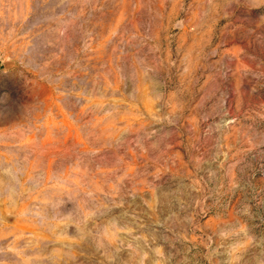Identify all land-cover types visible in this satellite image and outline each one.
I'll return each mask as SVG.
<instances>
[{
	"label": "rangeland",
	"instance_id": "obj_1",
	"mask_svg": "<svg viewBox=\"0 0 264 264\" xmlns=\"http://www.w3.org/2000/svg\"><path fill=\"white\" fill-rule=\"evenodd\" d=\"M13 161L0 264H264V0H0Z\"/></svg>",
	"mask_w": 264,
	"mask_h": 264
},
{
	"label": "clouds",
	"instance_id": "obj_2",
	"mask_svg": "<svg viewBox=\"0 0 264 264\" xmlns=\"http://www.w3.org/2000/svg\"><path fill=\"white\" fill-rule=\"evenodd\" d=\"M22 175V170L16 165V163L10 162L5 165H0V195L8 197L14 200L19 193ZM29 212L31 210H28ZM47 209L41 208L37 213V219L43 222L47 219ZM248 229L247 225L243 222L235 224L230 232L226 231L221 233V235H241L247 237Z\"/></svg>",
	"mask_w": 264,
	"mask_h": 264
}]
</instances>
